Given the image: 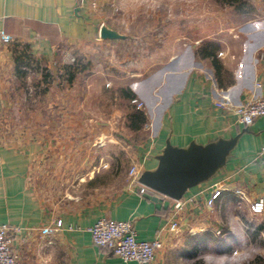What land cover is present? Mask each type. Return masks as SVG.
<instances>
[{
	"label": "crops",
	"instance_id": "0c3cea01",
	"mask_svg": "<svg viewBox=\"0 0 264 264\" xmlns=\"http://www.w3.org/2000/svg\"><path fill=\"white\" fill-rule=\"evenodd\" d=\"M250 3L264 10V0ZM102 4L98 0L93 9L90 0H0V34L10 38L8 44L0 40V226L16 230L11 251L19 264H56L53 251L60 247L66 252L65 264H136L123 263L92 245L86 229L100 219L131 221L137 240H160L162 248L153 264H182V256L170 252L172 240L183 229L207 220L212 208H207L206 201L214 190L223 188L215 203L231 198L240 201L237 191L244 193L247 201L242 202L246 204L264 201V117L245 127L232 110L215 106L222 96L235 105L246 103L255 94V84L264 82V13L247 20L240 32L229 31L240 42L239 52L224 43L218 46L215 58L191 61L174 55L160 62L158 71L152 73L154 78L150 77L145 129L151 135L134 147L130 157L131 167L139 174L157 167L156 158L166 141L185 148L191 142L205 145L240 135L225 167L184 194L181 211L174 209L173 200L150 190L140 193L132 179L110 198L103 193L92 199L91 192L98 190L64 188L66 182L78 181L79 186L93 177L90 169L86 171L91 166L92 142L69 139L80 124L72 104L74 90L52 94L51 111L40 105L32 113L33 124L27 123L29 113L22 103L26 97L18 89L21 79L15 77L14 51L24 46L30 58L46 62L58 72L56 65H67L71 54L96 40L97 18L91 12ZM61 50L63 58L56 60ZM129 89L140 97L132 86ZM46 96L49 94L39 98ZM50 112L52 138L47 136L49 124L45 121V113ZM17 114L23 116L24 124H13ZM60 134L70 137L60 139ZM43 180H51V188ZM57 221L62 223L60 229L45 235L44 229H55ZM173 221L179 223L176 233L168 231Z\"/></svg>",
	"mask_w": 264,
	"mask_h": 264
},
{
	"label": "rangeland",
	"instance_id": "374dc122",
	"mask_svg": "<svg viewBox=\"0 0 264 264\" xmlns=\"http://www.w3.org/2000/svg\"><path fill=\"white\" fill-rule=\"evenodd\" d=\"M226 1L103 0L99 10L91 12L97 18L96 40L90 47L71 54L67 65H56L58 72L46 62L30 58L24 46L14 51L15 77L21 79L18 89L26 97L22 103L29 113L27 123L33 124L32 113L40 105L51 111L52 94L74 90L72 104L76 108V123L80 124L75 134H60V139L69 136L70 140L92 142L91 166L86 171L90 169L93 177L79 186L78 181L66 182L65 189L98 190L91 192L92 199L103 193L110 198L131 181L130 157L134 147L151 135L145 129L150 112L148 82H152L150 77L154 78L159 63L178 54L198 61L205 52H212L215 58V51L224 43L239 52L240 42L230 37L229 31L240 32L247 20L264 13L250 0L232 6ZM101 23L120 37L100 40ZM62 56L61 50L56 60L61 61ZM57 80L59 83L54 85ZM129 86L140 97L131 93ZM41 94L49 96L43 100L39 98ZM133 99L142 107L131 104ZM139 113L143 114L145 124L138 130L130 129L131 124L139 123ZM45 115L49 124L47 136L52 138V113ZM19 116L13 120L14 125L24 124L23 116ZM43 182L51 188V180ZM172 244L170 252L181 255L182 264H264V214L251 215L248 204L235 198L216 202L205 222L183 229ZM53 254L56 264H65L66 252L62 247Z\"/></svg>",
	"mask_w": 264,
	"mask_h": 264
},
{
	"label": "built area",
	"instance_id": "2783aa9c",
	"mask_svg": "<svg viewBox=\"0 0 264 264\" xmlns=\"http://www.w3.org/2000/svg\"><path fill=\"white\" fill-rule=\"evenodd\" d=\"M98 0H90L91 8H96ZM0 40L4 44L10 42V38L0 34ZM255 94L251 100L246 103L235 105L227 96L220 97L215 103L217 108L232 110L237 117L239 124L249 127L258 118L264 117V82H258L254 86ZM260 91L261 94H256ZM131 104L140 108L142 105L133 99ZM129 177L132 183L139 186L140 193H144L149 189L139 185L137 179L139 172L137 168L131 167ZM223 188L219 187L214 190L210 198L206 201L207 208L211 209L215 201L221 196ZM240 201H247L242 191L236 192ZM174 209L179 212L184 204L180 201H173ZM248 210L253 216H261L264 214V201L262 199L248 202ZM62 223L57 221L55 229H44L45 235H51L53 231L60 229ZM179 230V223L173 221L168 231L176 233ZM16 230L8 225L0 226V264H19L17 256L11 251L12 237ZM89 234L93 246L107 250L112 256L118 258L123 263L133 262L136 264H153L156 253L161 250L162 242L158 239L153 241H139L136 238L134 226L131 221H118L111 219H100L91 227L86 229Z\"/></svg>",
	"mask_w": 264,
	"mask_h": 264
},
{
	"label": "water",
	"instance_id": "95a60500",
	"mask_svg": "<svg viewBox=\"0 0 264 264\" xmlns=\"http://www.w3.org/2000/svg\"><path fill=\"white\" fill-rule=\"evenodd\" d=\"M119 37L104 26L99 30L100 40ZM239 137L219 138L205 145L191 142L185 148L173 147L166 141L156 158L157 167L140 173L137 183L160 196L180 201L188 190L209 181L225 167Z\"/></svg>",
	"mask_w": 264,
	"mask_h": 264
},
{
	"label": "trees",
	"instance_id": "16d2710c",
	"mask_svg": "<svg viewBox=\"0 0 264 264\" xmlns=\"http://www.w3.org/2000/svg\"><path fill=\"white\" fill-rule=\"evenodd\" d=\"M243 0H227L225 3L227 5H236L238 4V2H241ZM213 57V53H209V52H205V54L203 55V58H210ZM215 63V62H214ZM215 66H217L215 64ZM146 120L143 116V114L139 113V123H135V124H131V126H129L130 129H134V130H138L141 126H143L145 124Z\"/></svg>",
	"mask_w": 264,
	"mask_h": 264
}]
</instances>
